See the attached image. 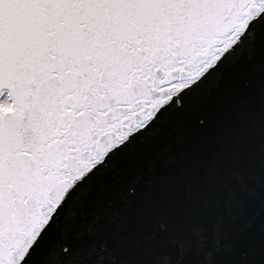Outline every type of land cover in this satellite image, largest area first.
Returning <instances> with one entry per match:
<instances>
[{"label":"snow or ice","instance_id":"snow-or-ice-1","mask_svg":"<svg viewBox=\"0 0 264 264\" xmlns=\"http://www.w3.org/2000/svg\"><path fill=\"white\" fill-rule=\"evenodd\" d=\"M0 264H264V0H0Z\"/></svg>","mask_w":264,"mask_h":264}]
</instances>
